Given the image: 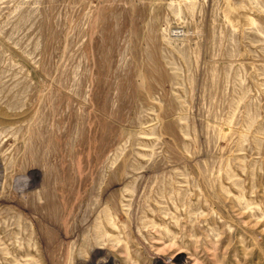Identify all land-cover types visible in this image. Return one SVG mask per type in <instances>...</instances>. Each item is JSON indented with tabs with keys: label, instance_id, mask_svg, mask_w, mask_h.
<instances>
[{
	"label": "rangeland",
	"instance_id": "obj_1",
	"mask_svg": "<svg viewBox=\"0 0 264 264\" xmlns=\"http://www.w3.org/2000/svg\"><path fill=\"white\" fill-rule=\"evenodd\" d=\"M0 250L264 264V0H0Z\"/></svg>",
	"mask_w": 264,
	"mask_h": 264
},
{
	"label": "bare ground",
	"instance_id": "obj_2",
	"mask_svg": "<svg viewBox=\"0 0 264 264\" xmlns=\"http://www.w3.org/2000/svg\"><path fill=\"white\" fill-rule=\"evenodd\" d=\"M113 228H114V229H111V228H109V229H110L111 231H114V230L117 229V226L114 225ZM116 233H117V232H116ZM108 238H109L110 240H113V241L115 240V241H116V240H118L119 236L116 235V234H115V236H113V235H109ZM93 244H94V243H93ZM103 246H104V245H103ZM108 247H109V246H108ZM95 248H96V251H102V250L104 249V247H102V246L99 247V245L95 246L94 249H95ZM105 248L107 249V246H106ZM120 248H121V247H120ZM0 251H4V250H0ZM4 252H5V251H4ZM8 253H9V252H8ZM79 256H80V255H79ZM10 257H11V256H10ZM106 257H107V256H106ZM108 261H109V259H108V260H107V259H104L102 262H103V263H106V262H108ZM85 262H86V261H85ZM122 262H123V261H122ZM103 263H102V264H103ZM133 263H134V262H133ZM26 264H27V263H26Z\"/></svg>",
	"mask_w": 264,
	"mask_h": 264
}]
</instances>
